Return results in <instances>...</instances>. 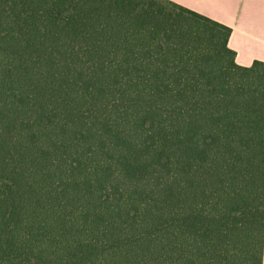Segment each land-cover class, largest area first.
Wrapping results in <instances>:
<instances>
[{"label":"trees","instance_id":"16d2710c","mask_svg":"<svg viewBox=\"0 0 264 264\" xmlns=\"http://www.w3.org/2000/svg\"><path fill=\"white\" fill-rule=\"evenodd\" d=\"M171 0H0V264H264V61Z\"/></svg>","mask_w":264,"mask_h":264},{"label":"crops","instance_id":"0c3cea01","mask_svg":"<svg viewBox=\"0 0 264 264\" xmlns=\"http://www.w3.org/2000/svg\"><path fill=\"white\" fill-rule=\"evenodd\" d=\"M232 29L228 46L239 65L264 61V0H171Z\"/></svg>","mask_w":264,"mask_h":264}]
</instances>
